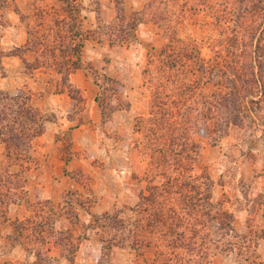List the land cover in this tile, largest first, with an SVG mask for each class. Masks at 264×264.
I'll return each instance as SVG.
<instances>
[{"label": "rangeland", "instance_id": "rangeland-1", "mask_svg": "<svg viewBox=\"0 0 264 264\" xmlns=\"http://www.w3.org/2000/svg\"><path fill=\"white\" fill-rule=\"evenodd\" d=\"M147 1L77 0V25L72 28L68 23L73 14L65 0H0V88L28 93L32 104L48 117L45 131L19 160L9 159L6 144L0 141V170L21 173L27 191L26 199L9 205L5 216L0 214V262L36 259L15 223L20 219L30 225L29 221L41 219L50 243L38 247H50L53 264H73L68 258L72 248L74 264H135L137 253L130 247L106 248L118 231L106 225V216L131 219L130 207L146 185L129 169L141 172L145 164L135 166L129 159L137 152L136 117L147 111L144 69L150 54L168 40L151 20L140 22L129 41L112 43L109 34L118 29V2L128 17H134ZM208 22L203 15L190 16L177 29L207 58L213 55L214 35ZM29 39L36 51L25 47ZM63 40L81 45L80 54L67 47L65 58L71 63L79 57L71 73L83 68L93 82L99 119L90 118L88 92L72 82L71 73L74 90L62 81L56 61L64 59L57 52L55 61L53 49L58 50ZM40 55L50 64H38ZM260 113L264 117V109ZM259 124L255 129L250 122L245 130L235 129L218 142L195 135L201 145L198 170H208L215 180L216 198L226 201L235 214L236 229L247 235L229 237L236 248L216 250L213 258L218 264H264V122ZM252 133L256 140L249 142ZM213 233L221 238L219 230ZM52 237L61 243H53ZM147 256L151 253L140 256L138 264H145Z\"/></svg>", "mask_w": 264, "mask_h": 264}, {"label": "trees", "instance_id": "trees-1", "mask_svg": "<svg viewBox=\"0 0 264 264\" xmlns=\"http://www.w3.org/2000/svg\"><path fill=\"white\" fill-rule=\"evenodd\" d=\"M65 1L73 14L67 23L74 28L77 0ZM117 11L118 29L109 34L112 43L129 41L139 23L146 20L157 23L168 41L150 54L144 69L147 111L136 117L137 152L129 159L135 166L145 164L141 172L132 166L129 169L146 185L130 207L134 212L131 219L119 214L106 216V225L118 230L106 248L130 247L137 253L135 264L147 252L151 257H146L145 264H218L213 258L215 251L231 252L236 243L228 238L247 235L236 229L235 214L226 207V201L216 198L215 180L208 170H198L201 145L195 135L218 142L235 129L245 130L250 122L255 129L259 121L264 122L260 113L264 109V0H148L134 17H128L118 2ZM202 15L214 30L210 40L213 55L209 58L198 44L181 38L177 30L188 17ZM61 42L53 55L55 61L59 52L63 57L56 62L62 81L71 91L70 73L78 66L79 57L69 63L66 48H75L80 54L81 45ZM25 47L37 50L31 39ZM41 60V55L36 58L38 64H50L48 59ZM47 120L28 93L0 88V141L5 142L9 159L19 160L29 151L33 139L45 131ZM255 140L252 133L248 141ZM251 158L255 162L256 154L252 152ZM25 182L19 172L0 170L1 216L9 205L26 199ZM42 222L32 220L26 225L25 220L18 219L15 223L18 235L24 236L28 251L36 259L0 264H53L50 247H38L50 243ZM215 230H219L220 239L215 237ZM52 239L61 243L59 237ZM75 253L74 248L68 253L73 264Z\"/></svg>", "mask_w": 264, "mask_h": 264}, {"label": "crops", "instance_id": "crops-1", "mask_svg": "<svg viewBox=\"0 0 264 264\" xmlns=\"http://www.w3.org/2000/svg\"><path fill=\"white\" fill-rule=\"evenodd\" d=\"M71 80L72 82L77 85L78 87L82 88L86 93L88 92V99H89V107H91V111L88 112L91 114L90 118L99 119L100 113L99 109L95 103L96 101V94L94 91L93 82L89 79L88 74L83 70V68H77L76 71L71 73ZM89 122V121H88ZM84 127L87 126V122L83 124ZM79 128H76L77 131Z\"/></svg>", "mask_w": 264, "mask_h": 264}]
</instances>
